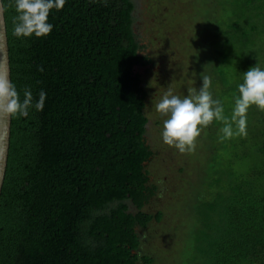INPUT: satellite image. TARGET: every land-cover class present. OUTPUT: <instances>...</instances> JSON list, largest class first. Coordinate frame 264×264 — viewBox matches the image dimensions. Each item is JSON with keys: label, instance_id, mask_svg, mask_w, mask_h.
<instances>
[{"label": "trees", "instance_id": "16d2710c", "mask_svg": "<svg viewBox=\"0 0 264 264\" xmlns=\"http://www.w3.org/2000/svg\"><path fill=\"white\" fill-rule=\"evenodd\" d=\"M1 1L11 84L21 98L25 87L47 98L43 111L11 117L0 264H152L143 232L163 214L149 209L160 192L149 127L161 124L147 110L161 47L150 5L66 0L47 37L18 39L14 0ZM222 6L232 11L201 36L200 65L230 118L243 74L259 62L264 0ZM252 109L246 136L221 140L215 120L203 130V194L190 207L197 229L179 264H264V111Z\"/></svg>", "mask_w": 264, "mask_h": 264}, {"label": "rangeland", "instance_id": "374dc122", "mask_svg": "<svg viewBox=\"0 0 264 264\" xmlns=\"http://www.w3.org/2000/svg\"><path fill=\"white\" fill-rule=\"evenodd\" d=\"M136 1L140 10H145L143 3L150 5L146 18L153 20L151 24L149 19H146V23L142 20V23L147 26L150 24L155 29V35L160 37L155 40L156 43L161 42L158 72L152 81L153 91L147 110L151 118L150 124L161 122L158 126L149 127V137L154 140L156 156L148 170L156 177L155 184L160 189L149 209L159 211L163 216L159 223L153 222L143 232L145 244L142 254L153 258L152 264H179L180 260L182 262L185 257L189 258L193 248V234L197 225L190 207L203 194L201 180L208 160L206 147L209 145L204 129L193 153L181 154L177 149L166 145L162 139L164 118L155 111L153 101H158L168 87L181 97L188 94L190 87L198 89L202 81L201 74L204 72L208 75L207 70L200 65L203 61L201 36L208 35L209 29H216L214 21L225 20L232 9L227 7L229 3L223 9L224 0ZM216 8L218 10H214ZM260 41L261 49L256 46L254 52H260L258 63L264 69V38ZM156 46L159 47L158 44ZM251 110L252 107L247 113V128L253 125L249 120ZM258 110L260 109L255 111Z\"/></svg>", "mask_w": 264, "mask_h": 264}, {"label": "clouds", "instance_id": "9594fccd", "mask_svg": "<svg viewBox=\"0 0 264 264\" xmlns=\"http://www.w3.org/2000/svg\"><path fill=\"white\" fill-rule=\"evenodd\" d=\"M65 3L66 0H14L13 36L18 39L47 37L53 31L50 13L62 10ZM201 79L202 86L199 89L188 88L186 96L176 95L168 87L158 101H153L155 111L164 118L163 142L181 154L195 152L202 130L214 120L223 123L220 139L225 140L247 135V113L252 106L264 111V69L259 63L243 74L230 118L224 115L222 103L210 92V76L203 72ZM46 98L44 91L34 98L30 87L24 88L21 98L14 84L0 80V99L7 102V113L12 118H26L31 109L43 111Z\"/></svg>", "mask_w": 264, "mask_h": 264}, {"label": "water", "instance_id": "95a60500", "mask_svg": "<svg viewBox=\"0 0 264 264\" xmlns=\"http://www.w3.org/2000/svg\"><path fill=\"white\" fill-rule=\"evenodd\" d=\"M143 72V70L141 71ZM0 80L11 83L8 39L4 18V8L0 0ZM11 129V116L7 113V102L0 99V194L4 181Z\"/></svg>", "mask_w": 264, "mask_h": 264}]
</instances>
